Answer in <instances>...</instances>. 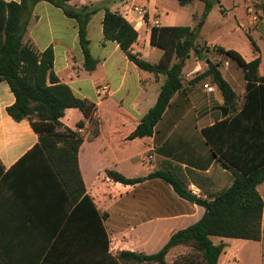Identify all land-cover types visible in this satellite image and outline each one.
Masks as SVG:
<instances>
[{"label": "crops", "instance_id": "crops-1", "mask_svg": "<svg viewBox=\"0 0 264 264\" xmlns=\"http://www.w3.org/2000/svg\"><path fill=\"white\" fill-rule=\"evenodd\" d=\"M5 1L21 3L22 0ZM196 2L203 3L179 5L188 8ZM68 4L77 10L85 7L98 10L86 27L90 53L98 62L95 71L89 72L84 67L78 21L48 2L34 7L24 42L33 44L40 52L53 49L54 71L60 81L68 85L76 97L88 99L97 107L100 135L94 141L86 139L78 159L87 193L97 209L108 216L103 225L110 240L109 253L155 254L174 233L199 222L205 209L196 201L177 194L164 180L148 179L150 174L171 172L184 183L186 192H190L189 186L193 184L204 199L232 184L233 172L221 166L203 133L217 118H224V99L211 78L193 81L209 64L202 63L201 58L197 60L192 53L183 70V87L171 99L153 136L128 139L156 105L167 77L142 70L128 59L116 42L105 40V9L119 11L132 23L139 33L133 52L152 64H158L164 55L163 49L151 45L153 28H194L195 25L188 14L173 13L168 0H73ZM248 4L249 0H232L231 4V11H242L239 27L245 31V45L230 48L204 39L200 41L211 49L219 45L235 50L247 62L259 57L264 76V15L260 12V21L253 22L247 12ZM222 6L223 16L227 18L231 11ZM135 7L145 10L147 24H139ZM249 35L258 51L254 50ZM220 70L233 89L242 95V105L246 92L242 69L235 71L231 63L225 61ZM105 86L109 87V93L102 97L99 90ZM15 102L9 84L1 82L0 162L5 172H10L0 183V247L11 264H43L57 236L64 235L63 228L69 225L67 234L76 237L81 234L82 220L70 219L69 193L47 160L33 155L20 162L39 143V136L28 120L17 122L8 114L7 108ZM83 120L84 113L78 108L67 109L61 118L64 128L72 130ZM89 126L86 120L81 132L88 135ZM148 155L153 158L144 161ZM109 170L127 178H142L143 182L134 186L115 182L108 177ZM263 185L258 190L264 199ZM54 228H59L56 236L51 234ZM222 243L226 247L219 264H237L242 260L244 264H253V261L264 264V236L259 242L232 239ZM184 249L187 254L191 252L188 247H175L168 253L167 262L174 264L181 257L178 254H184ZM55 256L78 257L75 252L74 255L67 253L65 248Z\"/></svg>", "mask_w": 264, "mask_h": 264}, {"label": "trees", "instance_id": "trees-1", "mask_svg": "<svg viewBox=\"0 0 264 264\" xmlns=\"http://www.w3.org/2000/svg\"><path fill=\"white\" fill-rule=\"evenodd\" d=\"M71 1L22 0L17 3L0 0V83L6 81L16 97V102L7 108V112L17 122L28 120L39 136V143L20 162L33 155L47 160L69 193L70 219L78 217L82 220L81 234L76 237L67 234L69 225L63 228L64 235L57 236L43 264H169L166 257L178 246L188 247L191 252L177 258L174 264H219L226 245H216L212 238L261 241L264 236V199L258 190L264 183V76L260 69L261 59L258 57L247 62L239 52L216 45L212 49L206 48L207 52L213 51L218 56L236 61L243 71L246 81L244 103L240 105L242 95L226 80L220 70V62L209 60L206 71L193 81L211 78L224 99V118H217L203 133L221 166L233 172L232 184L213 197H198L197 204L205 209L202 219L174 233L159 252L151 255L130 251L116 255L109 253L110 240L103 225L108 216L97 209L87 193L78 159L86 139L94 141L100 135L101 121L96 114L97 107L88 99L76 97L71 88L60 81L54 71L53 49L40 52L33 44L24 42L34 7L40 2H48L61 8L67 17L78 21L84 67L89 72L95 71L98 62L90 53L86 27L98 10L87 7L77 10L68 4ZM178 1L181 6L203 2V19L208 17L215 4V0ZM262 10L264 12V2ZM103 31L105 40L116 42L139 68L167 77L156 105L128 139L151 137L171 99L183 87L186 61L192 53L203 55L196 29L153 28L151 45L164 50L158 64H152L133 52L139 33L119 11L105 9ZM248 37L254 50L258 51L253 38ZM69 108H78L85 116L76 130L64 128L61 122ZM86 120L90 122L88 135L81 132ZM9 172H5L0 162V183L6 180ZM107 175L124 185L134 186L143 182L142 178H127L115 170H109ZM148 179L164 180L185 198L184 183L173 173L157 171ZM58 229H52L51 234L56 236ZM64 248L67 253L74 255L75 252L78 257L63 259L55 256L60 255ZM0 264H11L1 247Z\"/></svg>", "mask_w": 264, "mask_h": 264}, {"label": "rangeland", "instance_id": "rangeland-1", "mask_svg": "<svg viewBox=\"0 0 264 264\" xmlns=\"http://www.w3.org/2000/svg\"><path fill=\"white\" fill-rule=\"evenodd\" d=\"M256 2H257V6H256L257 11H259V14L261 12L264 15V12L262 10V3L264 2V0H256ZM168 3L173 13L175 11L176 12L178 11V13L188 14L189 18H191V20L195 25L194 28L196 29V32L199 37L198 44L201 47V51L203 52V55L205 54L208 60L216 63L220 62L221 66H223L225 61H229L231 63L232 68H234L235 71L237 68H240L237 62L232 59L223 56L220 57L216 55L215 52L213 51L207 52L206 48H211V47H208L205 42L200 41V39H204L209 42L218 43L230 48L237 46L242 47L243 45H245L246 42L245 31L240 29L239 27L243 14L240 9L235 10V12L231 11L232 0H225V3H222L221 0L220 1L215 0V4L206 19H203V14L205 11L204 3L196 2L194 5L188 8H182L179 5L178 0H168ZM222 5H224V7L228 11H231L227 18H224L223 16ZM245 16L246 18H248L247 14ZM260 19H261V15H259V21ZM195 58L198 60L201 58V56L199 54H195ZM202 63H205V61H202ZM262 188H264V185ZM212 240L216 245L223 244L222 241H226V242L232 241V239H220L217 237H214ZM182 252L184 254H178V256L180 255L184 256L185 254H187L188 251L184 249L182 250ZM244 257L245 256L241 257V259H244ZM244 263L245 261L242 260L237 264H244ZM253 264H255L254 261Z\"/></svg>", "mask_w": 264, "mask_h": 264}, {"label": "built area", "instance_id": "built-area-1", "mask_svg": "<svg viewBox=\"0 0 264 264\" xmlns=\"http://www.w3.org/2000/svg\"><path fill=\"white\" fill-rule=\"evenodd\" d=\"M257 2L256 0H249V4H248V7H247V12L249 14V16L251 17V19L253 20V22H258L259 21V13L257 11ZM135 12H137V14L139 15V24H147V20H146V13H145V10L143 8H140V7H135ZM205 88L207 89H212L210 88L209 85H205ZM109 93V87L108 86H105V87H102L100 88L99 90V95L102 96V97H105L107 96ZM153 157L152 155H148L144 161H149L151 160ZM189 191L190 193L196 195L197 197H202V194L200 192V190L193 184H190L189 186Z\"/></svg>", "mask_w": 264, "mask_h": 264}, {"label": "water", "instance_id": "water-1", "mask_svg": "<svg viewBox=\"0 0 264 264\" xmlns=\"http://www.w3.org/2000/svg\"><path fill=\"white\" fill-rule=\"evenodd\" d=\"M201 60L205 61L207 64H209V62H210L209 60H206V55L205 54L201 57ZM185 197L190 199V200H192V201H196L197 198H198L196 195H194V194H192L190 192H186L185 193Z\"/></svg>", "mask_w": 264, "mask_h": 264}]
</instances>
